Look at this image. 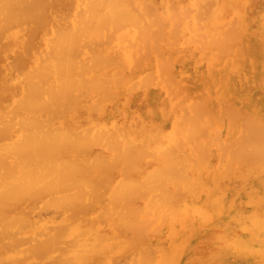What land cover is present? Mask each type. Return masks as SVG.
Masks as SVG:
<instances>
[{
  "label": "bare ground",
  "instance_id": "obj_1",
  "mask_svg": "<svg viewBox=\"0 0 264 264\" xmlns=\"http://www.w3.org/2000/svg\"><path fill=\"white\" fill-rule=\"evenodd\" d=\"M180 65L197 72L194 81L179 80ZM248 65L251 76L264 82V0H0V264L178 263L172 253L178 240L165 239L170 253L147 247L143 236L160 235L167 215L187 217L191 204L184 202L209 178L212 170L203 164L213 146L221 150L216 168L230 164L217 170L219 177L232 176L233 161L239 172L246 164L251 171L262 168L264 126L248 115L246 127L257 130H248L245 120L241 129L225 120L230 131L215 141L208 136L214 122L205 123L201 113L205 100L197 110L183 102L178 110L168 99L174 105L176 98L192 101L182 94L183 84L190 89L212 71ZM248 138L255 156L249 142L245 155L234 149ZM213 171L210 182L219 179ZM202 186L207 194L209 186ZM199 208L193 213L201 219L207 211ZM168 231L171 239L176 233ZM181 242L177 253L186 244Z\"/></svg>",
  "mask_w": 264,
  "mask_h": 264
},
{
  "label": "rangeland",
  "instance_id": "obj_2",
  "mask_svg": "<svg viewBox=\"0 0 264 264\" xmlns=\"http://www.w3.org/2000/svg\"><path fill=\"white\" fill-rule=\"evenodd\" d=\"M179 68H182V69H179ZM234 68V69H233ZM193 69V68H192ZM238 69V70H237ZM250 69H251V71H250ZM234 70V71H233ZM238 72H236V71ZM252 70H254V69H252L251 67H250V65H248V67H243V69L242 68H240V67H238V66H234V67H232V69H230V70H223V71H212L211 73H213L212 74V76L210 77V78H202V79H200L199 81H198V84L195 86V87H192V88H190V89H187L188 88V86L187 85H184L183 84V88H180V90H181V92H182V94L183 95H185V96H188L189 97V99L191 98L192 99V101L190 100V101H188V99L186 98L185 100H182V101H178V99L176 98L175 100L176 101H178V102H176L175 100V104L176 105H174V103L172 102V101H170L171 99L169 98L168 100H169V104H170V106H172V107H174V108H176V109H178V108H182L183 109V107H177V106H180L181 105V102H183V103H187L186 105H189L190 103H192V104H190L189 105V107L188 106H186V108H187V110H189V109H194V108H196V110H197V108H201V106H200V103L202 102L203 104H201L202 106L206 103V105H204V109H207V111H205V113H204V110H202V114H203V120H204V117H206V119L207 120H204L205 121V123L206 122H208V120L209 119H212L213 120V122L214 123H210V124H212V130L214 131H212L211 133H209L208 134V136H210V137H212L213 139H215V141H219V139L220 138H222L223 137V135H224V137H226V128H227V131H230V128H229V126H228V124H227V122L226 121H229L230 123L229 124H236V125H238L239 126V129H241V127H243V125H242V123H239V121H241L242 122V120H243V122H244V120H245V122L244 123H246L247 122V120H248V118H247V120L245 119L246 117H248V116H250L249 117V119H252V120H250V121H259L258 123H257V126L258 125H262V126H264V82H262L261 80H260V82H259V80L258 79H256V78H254V77H252L253 76V74H254V71H252ZM179 71V72H178ZM188 71V72H187ZM192 71V72H191ZM176 72H177V75H179L181 78H179V80H189V81H194L195 80V76L197 75V72H194L193 70H191V69H188L187 67H185V66H182V65H180V66H178V67H176ZM217 72V73H216ZM236 72V73H235ZM240 72V73H239ZM242 72V73H241ZM253 72V73H252ZM179 73V74H178ZM188 73H189V75H188ZM227 73V74H226ZM182 74V75H181ZM229 74V75H228ZM242 74V75H241ZM244 74V75H243ZM251 74H252V76H251ZM185 75V76H184ZM216 75V76H215ZM237 75V76H236ZM250 75V76H249ZM178 76V77H179ZM218 76H219V78H218ZM239 77H240V79H239ZM242 78H243V81H242ZM209 79H211V80H209ZM213 79V80H212ZM252 79V80H251ZM238 80H239V83H238ZM223 81H225V82H223ZM218 83V84H217ZM246 83V84H245ZM190 84H194V83H190ZM199 84H200V86H199ZM217 84V85H216ZM254 84V85H253ZM262 84V85H261ZM219 85H220V87H219ZM240 85V86H239ZM253 86V87H252ZM218 87V89L216 90V88ZM241 88V90H240V88ZM203 90H204V93H203ZM213 90V91H212ZM216 90V91H215ZM240 90V91H239ZM171 93H172V91H171V89L169 90ZM184 91V92H183ZM196 91H198L197 93H196ZM186 92V93H185ZM193 92V93H192ZM199 92H200V94H199ZM171 93H169V94H171ZM207 93V94H206ZM214 93V94H213ZM187 94V95H186ZM197 96H196V95ZM209 95V97L208 96H206V95ZM172 95V94H171ZM175 95H177V94H175ZM194 95V96H193ZM215 95V96H214ZM231 95V96H230ZM164 96H166V94L164 95ZM205 96V97H204ZM216 96H217V98H216ZM219 96L221 97L222 96V99H223V97H224V99L225 100H223L222 101V99L221 98H219ZM197 97V98H196ZM200 97H202L201 99H200ZM230 97V98H229ZM166 98H168V97H166ZM257 98V99H256ZM164 99V98H163ZM206 102H205V101ZM217 100H218V103H217ZM247 100V101H246ZM221 101V102H220ZM195 102H197L196 104L197 105H195ZM205 102V103H204ZM214 102L216 103V104H214ZM243 102H245V103H243ZM182 103V105L181 106H183L184 104ZM199 104V105H198ZM224 104V105H223ZM247 104H248V106H247ZM159 105L161 106L162 104L161 103H159ZM192 105H195V106H193L192 107ZM218 105V106H217ZM198 106H200V107H198ZM205 106H206V108H205ZM185 107H184V110L186 109ZM189 108V109H188ZM225 108H227L226 109V111H224L225 110ZM229 108V109H228ZM217 109V110H216ZM220 109H221V112H220ZM179 110V109H178ZM199 110V109H198ZM215 110V111H214ZM231 110V111H230ZM232 110H234V115L237 113V118H236V116L235 117H233L234 115H232V113H233V111ZM236 110V111H235ZM200 111V110H199ZM232 112V113H230L229 114V112ZM216 112H217V114H216ZM245 112V113H244ZM211 113V114H210ZM220 113V114H219ZM224 113V114H223ZM228 113V114H227ZM213 114V115H212ZM227 114V115H226ZM246 114V115H245ZM224 115V116H223ZM248 115V116H247ZM257 115H258V118H257ZM210 116H211V118H210ZM216 116V117H215ZM228 116H232V119H235L234 120V123H233V120L232 121H230V117H229V120L227 119L228 118ZM239 116V117H238ZM214 117V118H213ZM218 117V118H217ZM222 117V118H221ZM245 117V118H244ZM226 118V119H225ZM220 119H221V122H217V121H220ZM214 120H216V122L214 121ZM226 120V121H225ZM200 121H202V120H200ZM204 121H203V123H199V124H201V126L202 125H204ZM250 121H248V122H250ZM232 122V123H231ZM209 123V122H208ZM209 124V125H210ZM248 123H246L245 124V127H246V125H247ZM256 124V123H255ZM218 127H217V126ZM221 125V126H220ZM169 126V123L165 126V129H166V127H168ZM215 126V127H214ZM228 126V127H227ZM233 126V125H232ZM248 126V125H247ZM251 126L253 127V129H254V125H252L251 124ZM218 129H220V131H218L217 130V128ZM221 127L223 128V129H221ZM225 127V128H224ZM244 127V128H245ZM249 127H250V123H249ZM249 127H246L248 130L250 129H252V128H249ZM228 128H229V130H228ZM255 128H256V126H255ZM259 128V127H258ZM215 129L217 130V134L215 133ZM243 129V128H242ZM252 129V130H253ZM244 130H246V129H244ZM247 130V131H248ZM254 130H257V129H254ZM259 131H261V130H259ZM220 132V133H219ZM243 132V131H242ZM253 132V131H252ZM216 135H215V134ZM261 133V132H260ZM260 133H258V134H260ZM262 133H264V131H262ZM261 133V134H262ZM227 134H228V132H227ZM257 134V133H256ZM208 136H206V137H208ZM216 136H218L217 138H216ZM261 135H259V137H260ZM255 137H258V136H254V138ZM258 137V138H259ZM262 138V140H264V134H262V136H261ZM209 138V137H208ZM207 138V139H208ZM254 138L252 137V139L254 140ZM246 139V138H245ZM249 139V138H248ZM260 139V140H261ZM262 140H261V142H262ZM256 140H254V142H255ZM228 142H230V140H227V144H229ZM248 142L250 143V145H251V142L252 141H250V139L249 140H247V142H246V140H245V142H243V143H239V144H237L235 147H234V149H236V147L238 148V147H241L240 148V150L242 149V151L243 150H245V151H243V155H245L244 153L246 152V145H248ZM257 144H259L258 143V141L256 142ZM254 144V143H253ZM261 144V143H260ZM255 145V144H254ZM242 146H243V148H242ZM249 146V145H248ZM262 146H264V145H262ZM249 147H251L250 149L252 150V152L251 151H249V153H253V147H252V145L251 146H249ZM249 147H248V149H247V151L249 150ZM218 147L216 146V148H215V146H213L212 148H211V151H210V153L212 154V155H210V154H208V155H210L209 156V158H207V159H209V160H207L204 164H203V166H206V169H208L206 172L207 173H209V169H211L212 171L214 170H216L215 172H216V174H217V176L219 175L220 176V172H221V170L222 169H224V167H226V166H228V165H230V164H228V165H226V166H224V167H222L221 168V166H219L218 168H216V166H218V165H220V163L219 164H217V162H218V159H220L221 158V156L219 157V155H217V154H221L220 153V151H219V148L217 149ZM233 149V148H232ZM255 150V149H254ZM217 151H219V152H217ZM262 151V149L259 151V153ZM255 152L256 151H254V153H253V155L255 154ZM215 153H217V154H215ZM248 152H247V154H249ZM258 153V152H257ZM261 153H264V152H261ZM207 155V156H208ZM216 155H217V157H216ZM252 157H253V155L252 154H250ZM249 156V155H248ZM255 156V155H254ZM258 156H259V154H258ZM246 157V156H245ZM244 157V158H245ZM260 157H261V155H260ZM259 157V158H260ZM216 158V159H215ZM250 158V157H249ZM258 158V157H257ZM262 158H264V154H262ZM241 158H239V159H236V161L237 160H239V161H241L240 160ZM251 159V158H250ZM222 160V159H221ZM233 160V159H232ZM254 160V159H253ZM231 161V160H230ZM245 161V160H244ZM220 162V161H219ZM235 161H233V166L234 167H236L237 165H236V162L234 163ZM248 162V161H247ZM254 162V161H253ZM252 162V163H253ZM257 162V161H256ZM262 162H264V161H262ZM221 163H223V161L221 162ZM229 163V162H228ZM231 163V162H230ZM258 164H259V162H257ZM209 164V165H208ZM212 166H211V165ZM240 164V163H239ZM243 164V163H242ZM261 164H264V163H261ZM260 164V165H261ZM221 165H224V164H221ZM232 165V164H231ZM245 165V164H244ZM243 165V166H244ZM254 165H256V164H254ZM208 166V167H207ZM210 166V167H209ZM214 166H215V169H214ZM232 166V167H233ZM242 166V165H241ZM250 167L249 165H247L246 164V167L245 168H243V171H242V169H241V171L242 172H239V170H240V168H239V170H237V169H233L232 167V176H231V174L229 175L228 173H227V178H225L224 179V175L223 176H221V177H219V179L217 178V176H216V178H217V180L218 181H216L215 180V182H214V184H213V182L211 181L210 182V180H214V179H212V176L211 175H214V174H212V171H210L211 173H209L208 174V176H209V178H205V180L206 181H202L200 184H201V187L200 186H198V190L200 191H194V190H197L196 188L193 190V194H194V192H195V194L196 195H194V196H197V198L196 197H193L192 195H190V197H188V196H186L185 198H191L190 200H188V201H185L184 203L187 205V204H191V209H190V212H189V214L187 213V217H184V216H179L178 214H175L176 215V217H174L173 219H172V216H169V215H167L165 218H164V221H165V224L163 223V226L161 225V227H163V228H160L159 227V229H161V230H159L160 231V235H158V234H155V236H152V235H154V234H151L150 232L149 233H147L146 234V236H143V238L145 237H148L147 238V240L146 239H144V243H145V240H146V246L148 247V245L149 246H151V247H154V246H156V247H165V251H168L169 250V247H168V243H167V241L165 240V239H168V240H170V241H180V242H176V244H175V247H174V245H173V247L174 248H176L175 250H173V255H174V258H176V259H174V260H178L179 259V261H178V263L176 262L175 264H193L192 262H194L195 261V258L198 260V257L199 258H202V257H204L203 256V254L205 255V254H207L208 255V253H211V255L209 254L207 257H208V260L210 259V263H208V264H214L213 263V261H215V263L217 262V264H264V259H262L261 260V258L260 257H264V255H262V254H264V240H261L260 238L262 237V238H264V236H262V235H264V230H262V229H264V225H261V223H264V222H261V220L262 221H264V216H262V215H264V213H262V212H264V185H262V184H264V173H262L261 174V172H264V171H259V169L261 168L260 166H256L257 168H252L253 170L251 171L248 167ZM252 166V165H251ZM238 167H240V166H238ZM255 167V166H254ZM259 167V168H258ZM227 168V167H226ZM247 168L249 169V171H251V173H249L248 171H246L247 170ZM219 169V170H218ZM228 169V168H227ZM230 169V168H229ZM228 169V170H229ZM246 169V170H245ZM261 169H264V165H262V168ZM220 171L219 173H218V171ZM213 171V172H214ZM225 172V171H224ZM230 172V171H229ZM258 172V173H257ZM223 173V172H222ZM221 173V174H222ZM239 173H241V175H242V173L244 174V176H242V178L240 179L239 178V176H238V174ZM247 173H249V174H247ZM252 173H254V174H252ZM255 173H257L258 175H259V173H260V175L259 176H257V174H255ZM226 175V174H225ZM240 175V176H241ZM210 176H211V178H210ZM234 176H238L237 177V179H236V177L234 178ZM229 177V178H228ZM232 178V179H231ZM260 178V179H259ZM229 179V180H228ZM247 181H246V180ZM249 179V180H248ZM241 180V181H240ZM243 180V181H242ZM262 181V184L260 183V181ZM245 181V182H244ZM259 183H258V182ZM216 182L218 183V184H216ZM245 183V184H244ZM248 183V184H247ZM199 184V183H198ZM197 184V185H198ZM199 184V185H200ZM207 184V185H206ZM202 185H204L205 187L206 186H209V188H208V191H207V194H206V189L202 186ZM211 185H213V186H211ZM216 185V186H215ZM223 185V186H222ZM250 185V186H249ZM262 185V186H261ZM222 186V187H221ZM226 187V188H225ZM230 187V188H229ZM260 187V188H259ZM204 188V189H203ZM212 188V189H211ZM247 188V189H246ZM250 188H254V190H252V191H250L251 189ZM209 189L211 190L210 192H209ZM230 189V190H229ZM250 189V190H249ZM248 192H250V193H247V191ZM259 190V191H258ZM202 191H204L205 193H203ZM215 191V192H214ZM222 191L224 192V196L222 195ZM258 193H257V192ZM211 192H213L212 194H211ZM246 192V193H245ZM202 193V194H201ZM210 195H209V194ZM221 193V194H220ZM252 193V194H251ZM253 193L255 194V196L253 197ZM201 194V195H200ZM204 194V195H203ZM217 194L219 195V197H216L217 196ZM246 194H249L250 195V197H252V198H254V199H252V198H250L249 197V195H247V197H245L246 196ZM258 194V195H257ZM189 195V194H188ZM214 195H215V197L216 198H219V199H216L215 200V197H214ZM237 195V196H236ZM232 196H234L235 198L232 200L231 199V197ZM242 196H244V197H242ZM258 196V197H257ZM205 197V198H204ZM212 197H213V199H212ZM260 197V198H259ZM221 198V199H220ZM193 199V200H192ZM194 199H196V200H194ZM212 199V200H211ZM230 200L229 202H226L227 200ZM242 199V200H241ZM211 200V202H209ZM252 200V201H251ZM256 200H259L258 202L256 201ZM213 201H215L214 203H213ZM219 201V202H218ZM248 202V203H246V202ZM255 201V204L254 203H252V202H254ZM262 201V202H261ZM218 203V207L217 206H215L217 203ZM230 202H232V204H231V206H232V209H229V207H230ZM246 204H245V203ZM261 202V203H260ZM204 203H205V205H204ZM228 203V204H227ZM257 203V204H256ZM212 204V205H211ZM213 204H215V205H213ZM244 204V205H243ZM253 204H254V206H253ZM185 205V206H186ZM193 205H194V207H193ZM203 205V206H202ZM208 205V206H207ZM226 205H228V208L226 207ZM247 207H246V206ZM248 205H252V206H249L248 207ZM220 206H222L223 208H220ZM199 208V207H202L203 209H204V207H206V213L205 214H203V216L204 217H206V219L209 221L210 219V221L208 222L204 217H201V219H200V216L199 215H197V214H194L193 213V209L194 208ZM209 207H211V208H209ZM214 207H215V210L217 211H214ZM225 207V208H224ZM240 207V208H239ZM243 208V211L241 210V212H240V209H242ZM200 209V208H199ZM221 209H223L222 211H221ZM228 209H229V212L228 213H226L227 211H228ZM234 209V210H233ZM236 209V210H235ZM239 209V210H238ZM192 210V211H191ZM218 210H220V211H218ZM227 210V211H226ZM238 210V211H237ZM246 210V211H245ZM247 210H248V213H247ZM251 210H252V213H254L255 212V214H253L254 216L252 217V215H251ZM257 210V211H256ZM261 210H262V212H261ZM235 212V215H233L234 214V212ZM254 211V212H253ZM259 211H260V213H259ZM217 213V215L219 214V212H220V215H218V216H220V217H218L216 214H214V213ZM232 212V213H231ZM239 212V214H237ZM243 212V213H242ZM209 213V215H207ZM226 215H225V214ZM257 213V214H256ZM258 213H259V215H258ZM261 213H262V215H261ZM194 216H193V215ZM237 214V215H236ZM245 214V215H244ZM186 215V214H185ZM211 215V216H210ZM232 216L233 217V220L235 221V222H233V220L232 221H230L229 219L230 218H232V217H230V216ZM243 215V216H242ZM258 215V216H257ZM192 216H193V218H192ZM209 216H210V219H209ZM241 216V217H240ZM251 216V217H250ZM257 216V218H255ZM169 217H171V224H168L169 222H170V220L168 221V219H169ZM186 219H184V218ZM188 217H189V219H188ZM226 217V218H225ZM238 217V218H237ZM168 218V219H167ZM178 218H180V220L178 219ZM183 219V225H184V227H183V225H181L182 224V222H180L182 219ZM191 218V219H190ZM217 218V219H216ZM229 218V219H228ZM258 218H259V220H258ZM175 219V220H174ZM193 219V220H192ZM204 219V220H203ZM229 221H228V220ZM250 219V220H249ZM192 220V221H191ZM204 222H202V221ZM237 220V221H236ZM245 220V221H244ZM249 220V221H248ZM179 221V222H178ZM207 221V222H206ZM221 221V222H220ZM224 221H227L226 223V225H225V222ZM240 221V223H238ZM254 221L256 222L255 223V225H254ZM168 222V223H167ZM174 222V223H173ZM178 222V223H177ZM197 222H199V223H197ZM200 222H202V223H200ZM244 222V223H243ZM250 222V224H248ZM180 223V224H179ZM261 225H259V224ZM167 224V225H166ZM174 224H177V225H174ZM203 224V225H202ZM217 224V227H219L220 228V231H219V229L217 230V229H215L216 228V225ZM169 225H170V227H169ZM171 225L172 226H174V230L172 229L173 227H171ZM189 225V226H188ZM231 225V226H230ZM238 225V226H237ZM256 226V225H258L257 227H256V229H252V227L251 226ZM182 226V227H181ZM191 226V227H190ZM207 226H210V227H212V228H209V227H207ZM260 226V227H259ZM180 227H181V229H186V230H181L180 229ZM193 227V230H191V228ZM197 227V228H196ZM251 227V228H250ZM258 227H259V229H258ZM166 228V229H165ZM170 228V229H169ZM175 228H177V229H175ZM231 228V229H230ZM243 228V229H242ZM261 228V229H260ZM205 229V230H204ZM158 230V229H157ZM164 230V232H162ZM168 230H172V234H174V233H176V234H174L173 235V240H171L170 239V237L168 238V236L167 235H169V233L168 232H170V231H168ZM176 230H177V232H176ZM193 231V232H191V231ZM245 230V231H244ZM259 230V231H258ZM262 230V231H261ZM168 231V232H167ZM173 231H174V233H173ZM181 231H183V232H181ZM201 231H203V232H201ZM231 231V232H230ZM246 232V233H244V232ZM261 231V232H260ZM157 232V231H156ZM196 232V233H195ZM208 232H209V234H208ZM213 232H214V234H216L217 232H221V233H219L217 236H215V238H214V235L211 237L210 235L211 234H213ZM153 233V232H152ZM192 233V234H191ZM244 233V234H243ZM171 234V233H170ZM182 234L183 235H186V237L185 236H183L184 238H181V239H177V238H180V237H178V236H180L181 235V237H182ZM192 236H191V235ZM206 234V236H202V235H205ZM243 234V235H242ZM246 234V235H245ZM252 234H253V236H252ZM144 235V234H143ZM149 235V236H148ZM156 235H158V236H156ZM166 235V236H165ZM208 235H209V237H208ZM220 235H224V236H221L220 238L221 239H223V242H225V241H230V245H229V243L228 244H226V242L225 243H223L222 242V240L221 241H219L221 244H219L218 242H216L215 240L217 239V240H219V236ZM241 235V236H240ZM161 236V237H160ZM188 236H189V240H188ZM201 236V237H200ZM155 237V238H154ZM206 237V238H205ZM217 237V238H216ZM224 237V238H223ZM247 237V238H246ZM251 237V238H250ZM151 240H150V239ZM154 238V239H153ZM159 240H158V239ZM204 238L205 239H209L208 241L206 240V241H204ZM228 238H230V240L228 239ZM233 238V240L232 241H234V243L232 244V242H231V239ZM245 240H244V239ZM157 239V240H156ZM163 239V240H162ZM185 239H187L188 240V242H187V240H185ZM202 239H203V241H202ZM212 239V241H214V242H211L210 240ZM214 239V240H213ZM225 239V240H224ZM236 239V240H235ZM238 239V240H237ZM259 239H260V241H259ZM182 240H184V241H186L185 243L187 244H185V245H182L181 246V248L183 249L182 251H181V249H180V251H178V253H177V250L179 249V247H180V245L182 244ZM198 240V241H197ZM202 242H201V241ZM241 240V241H240ZM260 242H258V241ZM163 241H165V242H163ZM200 241V242H199ZM254 241V242H253ZM174 242V243H175ZM208 242V243H207ZM240 244H239V243ZM242 242V243H241ZM255 242H256V244H255ZM261 242H262V244H261ZM201 243L204 245H202L201 247H200V245H201ZM206 243H207V245H206ZM223 243V244H222ZM245 243V244H244ZM254 243V244H253ZM214 244H216V249H215V247H214ZM224 244H226L225 246H224ZM238 244V245H237ZM253 244V245H252ZM143 245H145V244H143ZM219 247H218V246ZM224 247H223V246ZM227 245H229V246H227ZM179 246V247H178ZM231 246V247H230ZM233 246H234V248H236V249H234L233 248ZM238 246H240V247H238ZM242 246H243V248H242ZM146 247V248H147ZM200 247V248H199ZM212 247H214V248H212ZM150 248V247H149ZM178 248V249H177ZM211 248V249H210ZM222 248V249H221ZM233 248V249H232ZM154 249H155V247H154ZM173 249V248H172ZM198 249H199V251H198ZM208 249H210L209 251H206V250H208ZM219 251H218V250ZM228 249V250H227ZM230 249H232V251H234V252H232ZM244 251H243V250ZM170 250H171V247H170ZM170 250H169V252H170ZM201 250H202V252H201ZM246 250H250L251 251V254H250V252L248 253ZM255 250H257V252H254ZM258 250L260 251V255H262V256H259V253H258ZM172 251V250H171ZM196 251H198V252H196ZM220 251H221V253H220ZM236 251V252H235ZM203 253V254H201V253ZM207 252V253H206ZM219 252V253H218ZM254 252V253H253ZM171 253V252H170ZM181 253V254H180ZM216 255H215V254ZM235 253L237 254V256L235 255ZM256 253V254H255ZM190 254H191V256H190ZM196 254L197 256L196 257H194V255ZM199 254H201L202 255V257H201V255H199ZM219 254H220V256H219ZM230 254V255H229ZM248 254H250V255H248ZM257 254H258V256H257ZM254 255H256V256H254ZM178 256V257H177ZM229 256V257H228ZM232 256L234 257V260H233V258H232ZM251 256V257H250ZM206 255H205V258L202 260L203 262L201 263V264H206L205 262H206ZM214 257V258H213ZM215 257H217V258H215ZM218 257H219V260H218ZM226 257V258H225ZM228 257V258H227ZM240 258V259H237V258ZM232 258V259H231ZM259 258H260V260H261V262L259 261ZM154 259H155V257H154ZM206 259V260H205ZM214 259V260H213ZM217 259V260H216ZM207 260V261H208ZM213 260V261H212ZM224 260H225V262H224ZM228 260V261H227ZM230 260H233V261H230ZM255 260H257L256 262H255ZM173 261V260H172ZM227 261V262H226ZM229 261H230V263H229ZM169 262H171V259H169ZM169 262H167L166 264H168ZM196 262V261H195ZM195 262H194V264H195ZM198 262H199V260H198ZM201 262V261H200ZM199 262V263H200ZM209 262V261H208ZM172 264H174L173 262H171ZM170 264V263H169ZM196 264H198V263H196Z\"/></svg>",
  "mask_w": 264,
  "mask_h": 264
}]
</instances>
